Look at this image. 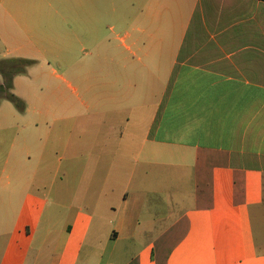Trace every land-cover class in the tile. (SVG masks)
<instances>
[{
    "label": "crops",
    "instance_id": "0c3cea01",
    "mask_svg": "<svg viewBox=\"0 0 264 264\" xmlns=\"http://www.w3.org/2000/svg\"><path fill=\"white\" fill-rule=\"evenodd\" d=\"M86 44L78 106L0 100V264H264V3L0 0V60Z\"/></svg>",
    "mask_w": 264,
    "mask_h": 264
},
{
    "label": "rangeland",
    "instance_id": "374dc122",
    "mask_svg": "<svg viewBox=\"0 0 264 264\" xmlns=\"http://www.w3.org/2000/svg\"><path fill=\"white\" fill-rule=\"evenodd\" d=\"M56 46H62V41L57 40ZM93 47L86 44L85 53H77L74 58H63L61 53H58L59 59L47 58L36 62L33 66L25 69L26 75H19L20 81L13 90V94L22 102L23 97H28V102L34 101L37 97L40 98H60L69 100L71 103L78 106L77 99H84L81 90V78L82 76L77 74L76 70L83 68L89 70L94 68V60L89 55L92 53ZM1 53V52H0ZM1 56V54H0ZM1 61V60H0ZM36 61V60H35ZM70 85L75 92L67 87ZM109 92L111 88L108 87ZM94 92L99 94L101 89H94ZM91 92L90 98H95V93ZM114 93V87L112 88ZM40 95V96H38ZM26 99V98H25ZM25 104V103H24ZM114 123V122H113ZM103 130H112L114 132V124L112 129L109 128V123L105 122ZM145 236L140 237L139 241H136L135 251L139 249L140 241H144ZM89 253L83 250L78 264H91L87 262ZM97 259L93 264H96Z\"/></svg>",
    "mask_w": 264,
    "mask_h": 264
},
{
    "label": "trees",
    "instance_id": "16d2710c",
    "mask_svg": "<svg viewBox=\"0 0 264 264\" xmlns=\"http://www.w3.org/2000/svg\"><path fill=\"white\" fill-rule=\"evenodd\" d=\"M264 3V0H257ZM33 64L32 61L23 59H3L0 61V76L3 84L0 85V100L10 102L18 112L24 111V103L12 92V80L14 77L25 74V69Z\"/></svg>",
    "mask_w": 264,
    "mask_h": 264
}]
</instances>
